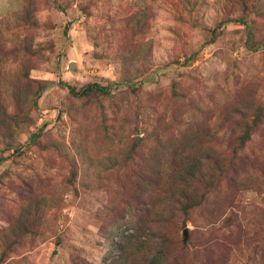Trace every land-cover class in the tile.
<instances>
[{
    "label": "rangeland",
    "instance_id": "374dc122",
    "mask_svg": "<svg viewBox=\"0 0 264 264\" xmlns=\"http://www.w3.org/2000/svg\"><path fill=\"white\" fill-rule=\"evenodd\" d=\"M0 264H264V0H0Z\"/></svg>",
    "mask_w": 264,
    "mask_h": 264
},
{
    "label": "trees",
    "instance_id": "16d2710c",
    "mask_svg": "<svg viewBox=\"0 0 264 264\" xmlns=\"http://www.w3.org/2000/svg\"><path fill=\"white\" fill-rule=\"evenodd\" d=\"M92 86H97L95 83L88 84L87 87L90 88ZM101 88V87H100ZM70 91L73 93V89L71 88Z\"/></svg>",
    "mask_w": 264,
    "mask_h": 264
},
{
    "label": "water",
    "instance_id": "95a60500",
    "mask_svg": "<svg viewBox=\"0 0 264 264\" xmlns=\"http://www.w3.org/2000/svg\"><path fill=\"white\" fill-rule=\"evenodd\" d=\"M186 234H187V231L185 230L184 233H183L184 237H186Z\"/></svg>",
    "mask_w": 264,
    "mask_h": 264
}]
</instances>
